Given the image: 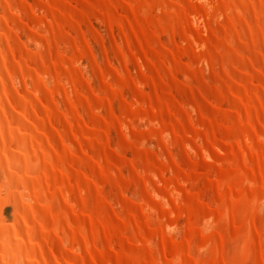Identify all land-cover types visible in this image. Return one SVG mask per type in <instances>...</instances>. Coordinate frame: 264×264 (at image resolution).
<instances>
[{
  "label": "bare ground",
  "instance_id": "6f19581e",
  "mask_svg": "<svg viewBox=\"0 0 264 264\" xmlns=\"http://www.w3.org/2000/svg\"><path fill=\"white\" fill-rule=\"evenodd\" d=\"M0 264H264V0H0Z\"/></svg>",
  "mask_w": 264,
  "mask_h": 264
},
{
  "label": "rangeland",
  "instance_id": "374dc122",
  "mask_svg": "<svg viewBox=\"0 0 264 264\" xmlns=\"http://www.w3.org/2000/svg\"><path fill=\"white\" fill-rule=\"evenodd\" d=\"M94 45H95L94 46L95 47V51L97 50L96 51L97 55L101 58V54H102L101 48L99 47V45H96V44H94ZM84 63H86V61H84ZM140 125H141L140 127L143 128V129L147 128L145 124H140ZM12 212H13V208L12 207H7L6 208L5 215H6L8 221H11V219H12Z\"/></svg>",
  "mask_w": 264,
  "mask_h": 264
}]
</instances>
